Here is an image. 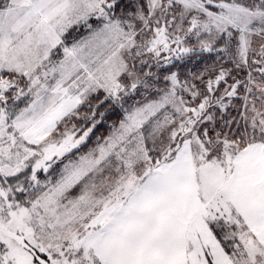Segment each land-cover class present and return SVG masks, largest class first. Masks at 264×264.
Wrapping results in <instances>:
<instances>
[{
  "label": "snow or ice",
  "instance_id": "1",
  "mask_svg": "<svg viewBox=\"0 0 264 264\" xmlns=\"http://www.w3.org/2000/svg\"><path fill=\"white\" fill-rule=\"evenodd\" d=\"M0 264H264V0H0Z\"/></svg>",
  "mask_w": 264,
  "mask_h": 264
},
{
  "label": "trees",
  "instance_id": "2",
  "mask_svg": "<svg viewBox=\"0 0 264 264\" xmlns=\"http://www.w3.org/2000/svg\"><path fill=\"white\" fill-rule=\"evenodd\" d=\"M205 59L207 60V62L211 63L214 57H206ZM174 65L175 67L172 68V70L176 69V66H179V70L189 68V70L198 71L204 66V60L181 61L180 63H174ZM168 67L171 68V66ZM164 71L165 70L162 69L160 73H164ZM116 119L117 117L115 115H110L109 119H107L104 124L98 126V133L100 132L99 136L107 135L109 131V125Z\"/></svg>",
  "mask_w": 264,
  "mask_h": 264
},
{
  "label": "rangeland",
  "instance_id": "3",
  "mask_svg": "<svg viewBox=\"0 0 264 264\" xmlns=\"http://www.w3.org/2000/svg\"><path fill=\"white\" fill-rule=\"evenodd\" d=\"M181 61H173V64L172 65H168V66H171V68H174L175 67V65H174V63H180ZM167 66V67H168ZM162 69H164V68H160V69H157V68H155V67H153L152 69H151V71H153V72H158V74H159V76H160V80H161V82L163 81V74L164 73H160V71L162 70ZM145 70H149V69H145ZM173 70H177V69H173ZM185 70H186V72H185ZM180 72H181V74L183 75V74H185V73H188L189 71H192V72H195L194 70H189V68H186V69H182V70H179ZM140 97H137V99H139ZM98 129L94 132V134L91 136V138H90V140H89V145L91 146L92 145V143L96 140V137L97 136H99L100 135V132L98 133ZM60 167V164H59V162L57 163V164H55V165H53V169H50V173H52L53 175L55 174V170H58V168ZM38 176H39V178L41 179V180H43L44 178H45V173H43V171H40L39 173H38Z\"/></svg>",
  "mask_w": 264,
  "mask_h": 264
}]
</instances>
